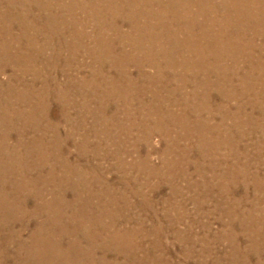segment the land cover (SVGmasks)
Masks as SVG:
<instances>
[{
    "label": "rangeland",
    "instance_id": "rangeland-1",
    "mask_svg": "<svg viewBox=\"0 0 264 264\" xmlns=\"http://www.w3.org/2000/svg\"><path fill=\"white\" fill-rule=\"evenodd\" d=\"M0 264H264V0H0Z\"/></svg>",
    "mask_w": 264,
    "mask_h": 264
},
{
    "label": "bare ground",
    "instance_id": "bare-ground-1",
    "mask_svg": "<svg viewBox=\"0 0 264 264\" xmlns=\"http://www.w3.org/2000/svg\"><path fill=\"white\" fill-rule=\"evenodd\" d=\"M17 2V1H16ZM6 67V66H5ZM59 67V66H58ZM89 95V94H88ZM107 110V109H106ZM73 149V148H72ZM52 165V164H51ZM60 165V164H59ZM52 168V167H51ZM32 173V172H31ZM33 176V175H32ZM6 185V184H5ZM71 195V194H70ZM70 207V206H69ZM59 211V210H58ZM44 213V212H43ZM47 227V226H46ZM248 246V245H247ZM70 251V250H69ZM253 257V256H252ZM117 258V257H116ZM56 262V261H55Z\"/></svg>",
    "mask_w": 264,
    "mask_h": 264
}]
</instances>
